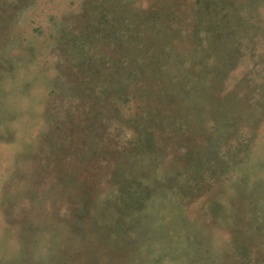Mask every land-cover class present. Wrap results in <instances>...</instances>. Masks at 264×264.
Here are the masks:
<instances>
[{"label":"rangeland","instance_id":"rangeland-1","mask_svg":"<svg viewBox=\"0 0 264 264\" xmlns=\"http://www.w3.org/2000/svg\"><path fill=\"white\" fill-rule=\"evenodd\" d=\"M119 3L0 0V264H264V0Z\"/></svg>","mask_w":264,"mask_h":264},{"label":"trees","instance_id":"trees-1","mask_svg":"<svg viewBox=\"0 0 264 264\" xmlns=\"http://www.w3.org/2000/svg\"><path fill=\"white\" fill-rule=\"evenodd\" d=\"M119 4H122L121 2H123V0H116ZM109 10H104L103 11V14H102V17H100L99 18V26H100V29H101V31H106L107 30V24L109 23V20L107 19V17H106V15H107V13L106 12H108ZM215 11L213 10V11H211V13L212 14H215L214 13ZM143 25H146V23H141L139 26L141 27V26H143ZM159 25L161 26V23H159ZM213 24H211V26H212ZM213 27V26H212ZM126 30V31H125ZM124 31L122 30V28H120V34L122 35V38H130V36L129 35H127L126 34V32H129V31H127L128 29H125ZM147 32V31H146ZM87 38H83L81 41H79V43L80 44H82V45H79V47L81 48V49H79L80 51L83 49V47L85 48L86 46L88 47V40H86ZM86 41V42H85ZM123 61V64H124V60H122Z\"/></svg>","mask_w":264,"mask_h":264}]
</instances>
